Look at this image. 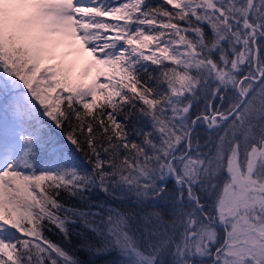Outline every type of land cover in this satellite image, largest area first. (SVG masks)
<instances>
[{
  "label": "snow or ice",
  "instance_id": "6c2138e0",
  "mask_svg": "<svg viewBox=\"0 0 264 264\" xmlns=\"http://www.w3.org/2000/svg\"><path fill=\"white\" fill-rule=\"evenodd\" d=\"M97 260L264 264V0H0V264Z\"/></svg>",
  "mask_w": 264,
  "mask_h": 264
},
{
  "label": "trees",
  "instance_id": "16d2710c",
  "mask_svg": "<svg viewBox=\"0 0 264 264\" xmlns=\"http://www.w3.org/2000/svg\"><path fill=\"white\" fill-rule=\"evenodd\" d=\"M149 2L153 5H156L160 2V0H149ZM111 22V21H109ZM228 95H231V93L229 92ZM205 101L203 99H198L195 103V107L193 108V111H198V110H202L204 108V103ZM217 102H220V104L218 105V107L222 106V107H227L228 106V103L229 101L227 99H225L224 101H221L219 98H216L214 100V104L217 103ZM53 132L54 134H59V135H63V131L61 129H58V128H53ZM206 132L201 128V126L197 127L196 129V134H198L199 136V140L201 138L202 135H204ZM215 144V141L213 140L212 142L209 141L207 145H201V149L205 152L209 151V150H214V144ZM80 156V159L86 164L87 161L84 160L83 158V153H80L79 154ZM60 199L64 202V203H67V204H78V202L70 197H68L66 194L62 193L61 194V197ZM92 202L94 203H98V204H105V202H107L108 204H111L112 201H111V198L110 197H107L105 196V194L103 192H100V191H94L92 193ZM48 227H51V231H45V235H47L51 240H53L54 242H57V243H61L63 244L66 248H69L70 250H73L75 251V254L77 256V258L81 259L82 261H85V262H90L94 259H97L95 257H93L91 254L87 253V252H83V251H78L76 250L75 246L77 245L78 241H79V237H77L75 235V233H73V236H72V239H71V243H67L64 241L63 237L61 236V234L58 232V230L49 225ZM110 259V258H109ZM97 264H101V261L97 260Z\"/></svg>",
  "mask_w": 264,
  "mask_h": 264
},
{
  "label": "flooded vegetation",
  "instance_id": "af4514ba",
  "mask_svg": "<svg viewBox=\"0 0 264 264\" xmlns=\"http://www.w3.org/2000/svg\"><path fill=\"white\" fill-rule=\"evenodd\" d=\"M219 98V97H217ZM205 103V102H204ZM203 103V105H204ZM220 102L215 103L214 105L218 107ZM221 107V106H220ZM201 128L206 132L204 135L201 136L200 138V145H207L209 141H215L217 139L216 133H209L204 126H201ZM214 144V143H213Z\"/></svg>",
  "mask_w": 264,
  "mask_h": 264
},
{
  "label": "rangeland",
  "instance_id": "374dc122",
  "mask_svg": "<svg viewBox=\"0 0 264 264\" xmlns=\"http://www.w3.org/2000/svg\"><path fill=\"white\" fill-rule=\"evenodd\" d=\"M44 119H45V120H47L48 118H47V117H45ZM49 123H51V122L49 121ZM53 130H54V129H53Z\"/></svg>",
  "mask_w": 264,
  "mask_h": 264
}]
</instances>
